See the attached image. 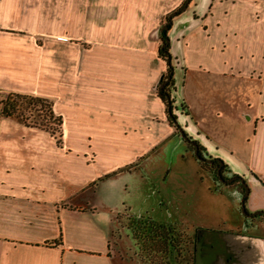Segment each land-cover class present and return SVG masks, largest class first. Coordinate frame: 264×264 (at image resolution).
<instances>
[{"label":"crops","instance_id":"crops-1","mask_svg":"<svg viewBox=\"0 0 264 264\" xmlns=\"http://www.w3.org/2000/svg\"><path fill=\"white\" fill-rule=\"evenodd\" d=\"M182 2L0 0V92L51 99L23 84L55 77L64 104L61 146L0 116V264H144L110 245L125 214L199 228L195 264H264V218L186 142L264 210V0H190L171 18L172 122L158 49Z\"/></svg>","mask_w":264,"mask_h":264},{"label":"rangeland","instance_id":"rangeland-1","mask_svg":"<svg viewBox=\"0 0 264 264\" xmlns=\"http://www.w3.org/2000/svg\"><path fill=\"white\" fill-rule=\"evenodd\" d=\"M182 82V76L177 78V88L179 91L181 90ZM23 89H34V92H38L41 95L50 97L54 101L55 110L62 109V107L64 106V104H62V96L59 95L58 92L55 77L50 79L47 76H34L31 81H26V83L23 84ZM1 97H4V93H0V99ZM58 100L60 101V103H58ZM62 113L64 115H69L72 113L70 115V120L73 119V112L67 107L63 109ZM214 126L217 125L211 123V127ZM102 159H105L103 155ZM200 165L202 166V168L210 172L214 181L223 184L225 183L218 180L215 174L216 167L204 165L201 163ZM223 178L226 179L229 178V176L223 174ZM247 212L252 213L249 211ZM259 218L264 217L258 215L253 217L252 219H248V221L251 222L252 220H256ZM150 220L151 219L148 217L135 218L130 217L126 214L118 216V221L112 230L110 240V245L112 246L113 250L118 251L120 255L124 257L128 256L134 258L137 256L144 264H191L190 256L192 255L194 238L193 235L196 233V228L193 229L180 223L164 224V231L169 229V234L172 235V237H169V239L173 240V247H164L160 245V239L157 237L159 230L155 229L151 225L152 223H150ZM124 247L126 248L124 249Z\"/></svg>","mask_w":264,"mask_h":264},{"label":"trees","instance_id":"trees-1","mask_svg":"<svg viewBox=\"0 0 264 264\" xmlns=\"http://www.w3.org/2000/svg\"><path fill=\"white\" fill-rule=\"evenodd\" d=\"M190 0H183V2L178 6L175 10L169 13L166 16L165 21L168 22L171 20L172 17L178 15L184 7L188 4ZM170 27V23H167V27L163 28L161 31V45L158 49V54L162 59H164L167 63L166 73L162 77L161 83L165 80L166 83L163 85H159L157 87V94L162 99L166 108L169 112V119L173 122L175 121V116L172 114V100L170 98V88L173 85L172 79V64H171V55L169 52V44L167 42V29ZM164 44V46H162ZM160 83V84H161ZM4 93V92H0ZM0 106H1V116H6L15 119L16 121L24 124L25 126L39 128L48 132L55 140L56 144L61 146L62 145V135H63V118L60 114H58L54 109L53 101L49 98L31 95V94H23L18 92H5L4 97L0 99ZM188 141V142H187ZM186 142L190 149H194L192 145V141L186 139ZM199 150L201 148L199 147ZM200 153V151H199ZM201 155V153H200ZM197 160L204 165L216 167L215 174L217 176V170L220 169L221 176L223 177V172L225 170V165L223 164L222 160L219 158H212L210 162H206L205 158H201ZM221 164V165H220ZM133 164L126 165L123 169H129ZM232 182L226 183L228 185H237L244 194V187L240 181L239 176H234ZM218 178V176H217ZM219 180V178H218ZM220 181V180H219ZM222 182V181H221ZM246 200V198H245ZM263 216L264 214H256L255 216ZM119 216V215H118ZM151 225L159 230L157 237L160 239V245L167 247H173V240L169 239L172 235L169 234V229L164 231V224L165 223H158L155 221L150 220ZM194 229V228H193ZM199 228H196V233L193 235V247H192V255L190 256L191 264H195L196 260V242L199 237Z\"/></svg>","mask_w":264,"mask_h":264},{"label":"water","instance_id":"water-1","mask_svg":"<svg viewBox=\"0 0 264 264\" xmlns=\"http://www.w3.org/2000/svg\"><path fill=\"white\" fill-rule=\"evenodd\" d=\"M167 23H170V21L166 22V24L164 25V28L167 27ZM162 46H164V44H162ZM166 81H167V80H165L161 85H163L164 83H166ZM175 125H177V123H175ZM178 130H179V132H180L181 134L183 133V130H182L181 127H178ZM183 136H184V138H187L186 135H183ZM191 143H192V145L194 146V151H193V152H194V155L196 156V158L201 159L202 156H201L200 153H199V148H198L197 143L194 142V141H192ZM205 161H206V162H210V161H211V158H205ZM220 165H221V164H220ZM217 176H218V178H219L220 181H222V182H226V183L232 182L233 179L235 178L234 176H232V177H229V178L224 179V178L221 176L220 169L217 170ZM240 181H241V183H242V185H243V187H244V194L242 195V197H241V202H240V205H241V212H242L244 215L248 216V217L255 216L256 214H259V213L264 214V211H257V212H252V213H248V212L246 211V208H245V198H246V196L248 195L249 188H248V185L246 184V182H245L242 178L240 179Z\"/></svg>","mask_w":264,"mask_h":264},{"label":"flooded vegetation","instance_id":"flooded-vegetation-1","mask_svg":"<svg viewBox=\"0 0 264 264\" xmlns=\"http://www.w3.org/2000/svg\"><path fill=\"white\" fill-rule=\"evenodd\" d=\"M199 148V147H198ZM200 151V150H199ZM204 158V157H203Z\"/></svg>","mask_w":264,"mask_h":264}]
</instances>
